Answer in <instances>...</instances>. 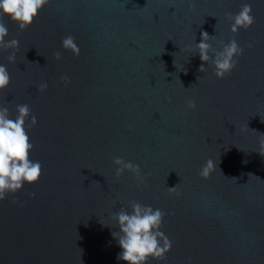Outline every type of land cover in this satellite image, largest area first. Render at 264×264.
Returning a JSON list of instances; mask_svg holds the SVG:
<instances>
[{"label":"water","instance_id":"obj_1","mask_svg":"<svg viewBox=\"0 0 264 264\" xmlns=\"http://www.w3.org/2000/svg\"><path fill=\"white\" fill-rule=\"evenodd\" d=\"M189 2L49 0L24 31L3 18L19 48L0 50L11 76L0 106L13 119L30 107L43 174L0 201V264H125L111 215L133 200L167 213L166 264H264V0ZM243 3L255 22L232 33L226 13ZM204 31L217 51L233 38L244 49L223 79L211 62L199 71ZM69 34L78 56L62 47ZM117 156L139 164L147 186L129 171L117 179ZM208 159L217 168L204 179Z\"/></svg>","mask_w":264,"mask_h":264},{"label":"clouds","instance_id":"obj_2","mask_svg":"<svg viewBox=\"0 0 264 264\" xmlns=\"http://www.w3.org/2000/svg\"><path fill=\"white\" fill-rule=\"evenodd\" d=\"M49 4V0H0V50H18L19 41L15 38L6 40L9 35L8 27L4 17H8L12 22L18 25L20 31L26 30L32 25L40 11ZM189 9L195 7L194 0H190ZM226 17L232 21L231 32L236 33L239 29H248L254 22L252 7L248 3H243L240 11L233 15L231 12L226 13ZM214 36L204 31L201 32V40L195 43V49L199 53L202 63L199 67L200 72L206 70L205 64L211 62L214 67V74L217 78L223 79L226 74H230L237 64L235 59L243 54L244 49L233 38L227 44L220 42L221 50L217 51L209 43ZM171 39V38H170ZM248 48L254 47L253 43L246 45ZM62 47L71 50L73 55L78 56L80 49L75 42V37L67 35L62 38ZM192 45H187L186 50H192ZM213 53L210 56L209 53ZM15 51H12L7 59L10 63H15ZM55 59H61V52L53 53ZM186 74V70H185ZM198 79V78H197ZM65 87L70 83L67 76L60 77ZM11 83V76L6 65L0 64V90H3ZM48 88L47 82H41L38 85V91L44 92ZM195 100L188 99L186 108L196 109ZM17 115L10 118L9 109L0 106V201L7 198L9 193L20 191L25 183H37L42 176V164L39 161L31 159V152L34 148L28 131L37 123L36 117L31 115V109L27 104L16 106ZM30 119V123H26ZM246 126L242 130H247ZM255 131V130H254ZM259 152L264 155V134L259 137ZM247 161H245L246 163ZM113 163L118 167L115 170V176L118 179L125 171L131 172L137 179L138 184L143 183L147 186L144 177L141 176L139 164L131 161H125L117 156ZM217 168V164L212 159H208L201 166L199 176L208 179L211 173ZM222 173V172H221ZM249 175H252L249 173ZM236 179V178H232ZM170 194L179 195L176 188L168 187ZM35 196V193H29ZM158 199V197H155ZM11 203L16 204L14 198ZM131 212L121 207L118 212L111 215V219L117 222L119 231L112 233L113 237L118 240L122 251L118 253L117 259L122 260L125 264H150V261L158 262L167 261V253L172 248L171 240L161 230L164 226L166 212L159 208L154 209L149 205H143L138 201H131ZM188 264H191V258H188Z\"/></svg>","mask_w":264,"mask_h":264}]
</instances>
